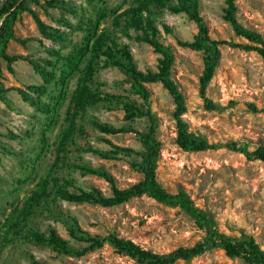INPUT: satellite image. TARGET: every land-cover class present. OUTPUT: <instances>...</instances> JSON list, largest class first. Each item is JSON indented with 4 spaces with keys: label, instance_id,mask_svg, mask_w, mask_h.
<instances>
[{
    "label": "rangeland",
    "instance_id": "rangeland-1",
    "mask_svg": "<svg viewBox=\"0 0 264 264\" xmlns=\"http://www.w3.org/2000/svg\"><path fill=\"white\" fill-rule=\"evenodd\" d=\"M47 1L51 0H25V5L51 29L58 30L61 40L53 42L42 37L30 14L22 12L12 30L16 38L27 42L22 45L9 41L6 53L38 62L54 72V80L45 86L27 60L15 62L10 73L0 59L5 88L27 91L29 86L46 87L44 95H30L31 102H24L16 92H8L0 100V264H139L119 253L106 239L112 236L129 240L159 254L203 240L205 232L186 212L158 204L147 196L110 208L56 202L50 197L25 222L21 221L23 204L45 179L50 183L72 182L84 191L95 187L109 196V185L102 178L78 171L82 164L107 172L119 188L141 180L133 167L144 151L138 135L148 133L152 125L147 117L125 121L124 104L149 111L154 119V137L160 145L156 176L161 186L170 194L185 192L221 232L235 238L252 236L264 251V162L248 160L225 147L236 143L250 152L264 148V64L256 53L233 47L244 41L223 18L224 0H194L210 37L220 43V59L206 91L209 102L218 110H209L199 93L202 53L179 45L191 42L197 29L185 14L169 11L167 5H175L176 0H62L74 7L75 14L69 13L68 7L49 8ZM2 3L0 0V7ZM235 3L238 22L264 38V0ZM105 8L107 16L98 23L97 35L108 34V38L128 46L142 72L156 70L160 56L142 41V32L127 27L130 13L125 12L140 8L138 17L151 15L157 19L158 40L172 51L171 77L185 101L183 119L188 131L199 140L219 145V149L190 152L178 147L174 104L161 84L146 85V104L127 81L125 72L107 63L104 56L94 58L88 52L79 60L75 57ZM105 43L109 45V39ZM44 60L46 64L41 63ZM90 61L93 74L87 86L101 101L74 113L73 99ZM72 63L76 69L63 78L61 73ZM95 124L118 132L102 134ZM105 141L133 153L114 154V148ZM48 229L70 243L68 254L25 240L29 230L45 234ZM71 231L76 239L71 238ZM89 238L104 240L103 245L82 255L90 245ZM176 264L245 263L215 249Z\"/></svg>",
    "mask_w": 264,
    "mask_h": 264
},
{
    "label": "trees",
    "instance_id": "trees-1",
    "mask_svg": "<svg viewBox=\"0 0 264 264\" xmlns=\"http://www.w3.org/2000/svg\"><path fill=\"white\" fill-rule=\"evenodd\" d=\"M158 2L160 3V1ZM224 4V20L232 27L234 34L244 41V43L233 45V47L239 48L245 52L256 53L264 64L263 36L254 30L247 29L238 22L236 18L237 7L235 0H224ZM46 5L49 8H54V6H60L61 8L68 7V12L75 14L74 7L69 6L67 2L62 0L47 1ZM167 8L173 14H185L189 20L196 25L197 32L193 36L192 41L179 43V45L182 48L202 53L203 70L199 78V93L209 110H218L219 107L209 102L206 91L213 79L215 69L220 59V43L210 37L208 27L201 17L194 0H176L175 5H167ZM22 12L30 14L42 37L53 42L61 40L59 35L60 32L56 29H51V27L41 21L34 11L26 7L25 0H3L0 7V20L2 19L0 24V59L6 63L10 73H13L12 65L15 62L27 60L34 72L43 79L44 85L46 86L54 80L55 74L53 71H48L45 66L32 59H25L22 55L10 56L6 53V46L9 41H14L22 45H25L27 42V40L16 38L12 30L17 15ZM141 12L142 10L140 8L125 12L126 14L130 13L127 19V27L136 32H142V41L152 47L154 52L160 56L156 70L139 71L133 61L128 46L117 43L113 38H108V34L101 33L99 36L97 35L98 23L107 16L106 8L99 12L96 22L91 27L84 41V45L79 49L75 57L79 60L88 52H91L94 58H97L99 55L104 56L107 63L119 67L125 72L127 81L146 104L149 100V93L146 89V85L161 84L163 89H165L172 98L174 104L172 117L175 123L177 134L176 144L178 147L183 151L190 152H204L219 149V145L209 144L207 141L199 140L188 131V124L183 119V116L187 112L185 101L177 84L171 77L173 65L172 51L158 40L159 33L155 26L157 19L151 15L140 18L138 15L141 14ZM58 22L63 24V26L71 27V25L63 23L62 21ZM116 22L117 21H114V26H118ZM106 38L109 39V45L105 43ZM92 40L95 41L93 43V48L90 49V42ZM41 63L46 64L47 62L44 60ZM75 69L76 65L72 63L67 67L65 72L61 73L62 77L66 78L71 75L72 71ZM92 74L93 62L90 61L85 75L79 84L76 97L73 99L72 110L74 113H79V111H82L87 105L101 101L99 97L90 92L87 86ZM45 86H29L26 88L27 91L15 87L5 88L0 77V100L3 99L6 93L16 92L24 102H31L30 95H44L46 93ZM123 107L125 121L130 122L137 117H147L152 125L148 133L138 135L144 151L140 157L139 163L133 167L136 169V172L141 175V180L128 187L119 188L117 187L115 179L107 174V172L97 171L88 164H82L77 167L78 171L82 172L84 175L89 174L102 178L109 185V196L103 195L102 192L95 187H91L89 191H84L76 188L72 182L58 183L54 181L50 183L49 180L45 179L37 185L38 189L32 192L30 197L23 204L20 216L21 221L25 222L32 211L50 197H53L56 202L62 201L71 204L88 203L110 208L125 204L134 198L147 196L158 204L182 209L191 217L195 225L205 232V236L201 242L191 247H178L165 254L145 250L129 240L110 236L106 240L119 253L129 256L139 264H176L177 262H189L209 251L220 249L229 259H240L245 264H264V251L261 250V247L252 236L241 235L235 238L226 235L216 227L213 219L196 207L195 203L185 192L180 190L177 194H170L161 186L156 176L160 145L154 137V119L149 111L142 112L132 104H124ZM74 116L75 115H73V117ZM73 117H71V121ZM95 126L102 134H116L118 132L108 126L98 124H95ZM105 142L114 148V154L133 153L131 149L114 146L109 141ZM225 147L233 152L240 153L248 160L264 162V148H258L250 152L244 147H239L236 143H230ZM73 224L77 225L75 222H73ZM78 230L80 234L84 233L81 229ZM26 234L25 240L35 245H46L57 253H69V248L71 247L70 243L64 240L53 229H48L45 234H40L31 230ZM70 236L76 239L72 231L70 232ZM87 241L90 242V245L82 251V255L101 248L104 242V240L98 238H89Z\"/></svg>",
    "mask_w": 264,
    "mask_h": 264
}]
</instances>
